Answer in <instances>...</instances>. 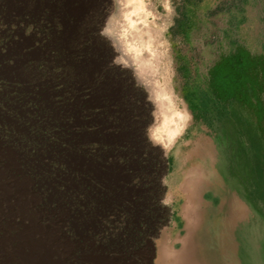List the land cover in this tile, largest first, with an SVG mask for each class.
I'll use <instances>...</instances> for the list:
<instances>
[{
  "label": "rangeland",
  "instance_id": "1",
  "mask_svg": "<svg viewBox=\"0 0 264 264\" xmlns=\"http://www.w3.org/2000/svg\"><path fill=\"white\" fill-rule=\"evenodd\" d=\"M168 3L157 80L184 129L163 149L100 35L107 0H0V145L32 208L66 211L64 264H264V0Z\"/></svg>",
  "mask_w": 264,
  "mask_h": 264
},
{
  "label": "bare ground",
  "instance_id": "2",
  "mask_svg": "<svg viewBox=\"0 0 264 264\" xmlns=\"http://www.w3.org/2000/svg\"><path fill=\"white\" fill-rule=\"evenodd\" d=\"M107 1L109 11L100 35L109 42V57L114 64L130 69L133 77L150 90L160 118L150 137L154 144L166 149L184 129L182 113L157 80L164 70L163 18L170 5L168 0ZM24 167L15 150L0 145V264H64L75 246L59 233V221L52 217L58 214L61 219L66 211L32 208L38 202L39 190H35L34 179L26 174ZM41 220L53 226L40 225ZM12 231H15L13 235ZM79 250L83 253V246Z\"/></svg>",
  "mask_w": 264,
  "mask_h": 264
}]
</instances>
